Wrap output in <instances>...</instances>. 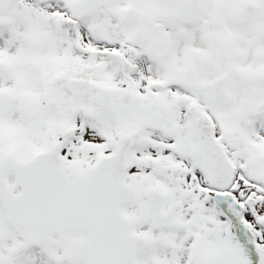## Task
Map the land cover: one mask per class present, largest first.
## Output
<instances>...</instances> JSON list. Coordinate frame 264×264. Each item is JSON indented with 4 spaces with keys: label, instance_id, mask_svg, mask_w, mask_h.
<instances>
[{
    "label": "snow or ice",
    "instance_id": "6c2138e0",
    "mask_svg": "<svg viewBox=\"0 0 264 264\" xmlns=\"http://www.w3.org/2000/svg\"><path fill=\"white\" fill-rule=\"evenodd\" d=\"M0 264H264V0H0Z\"/></svg>",
    "mask_w": 264,
    "mask_h": 264
}]
</instances>
